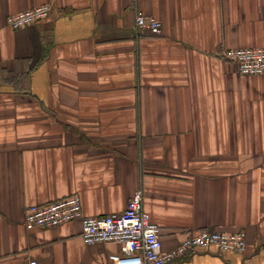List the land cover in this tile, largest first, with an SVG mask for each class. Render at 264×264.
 Wrapping results in <instances>:
<instances>
[{
  "label": "crops",
  "instance_id": "0c3cea01",
  "mask_svg": "<svg viewBox=\"0 0 264 264\" xmlns=\"http://www.w3.org/2000/svg\"><path fill=\"white\" fill-rule=\"evenodd\" d=\"M246 46H264V0H0V264H109L119 243H84L79 220L27 229L24 210L77 193L115 213L137 188L163 250L245 233L166 264H264V73L220 55Z\"/></svg>",
  "mask_w": 264,
  "mask_h": 264
},
{
  "label": "built area",
  "instance_id": "2783aa9c",
  "mask_svg": "<svg viewBox=\"0 0 264 264\" xmlns=\"http://www.w3.org/2000/svg\"><path fill=\"white\" fill-rule=\"evenodd\" d=\"M50 9L49 3H43L10 13L6 17V25L14 29L24 27L48 17ZM134 26L136 30L159 33L162 23L159 18L137 8ZM220 55L241 74L264 73V46L226 48ZM142 197V190L137 188L122 211L94 216L83 214L80 196L73 193L48 203L28 205L24 210L23 222L27 229H32L55 227L66 221L79 220L80 237L84 243H119V252L108 255L109 264H166L210 245L218 249H245L243 230L223 232L204 228L187 234L174 247L163 250L160 228L143 209ZM29 264H35V261H29Z\"/></svg>",
  "mask_w": 264,
  "mask_h": 264
}]
</instances>
